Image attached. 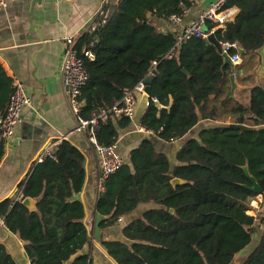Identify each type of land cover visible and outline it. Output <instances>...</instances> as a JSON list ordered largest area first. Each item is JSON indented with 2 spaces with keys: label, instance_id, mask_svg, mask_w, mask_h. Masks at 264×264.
Wrapping results in <instances>:
<instances>
[{
  "label": "trees",
  "instance_id": "trees-1",
  "mask_svg": "<svg viewBox=\"0 0 264 264\" xmlns=\"http://www.w3.org/2000/svg\"><path fill=\"white\" fill-rule=\"evenodd\" d=\"M190 7V0H111L96 19L95 30L75 41L87 74L78 97V119L89 121L108 111L124 92L150 78L153 98L140 119L149 136L171 143L200 121L211 123L183 143L173 164L144 138L104 181L96 205L101 229L118 224L139 204L158 206L123 226L122 239L99 241L116 264H230L252 246L241 264H264V214H248L255 211L251 203L258 195L248 189L251 183L242 170L247 166L262 189L258 204L264 207V87H252L246 104L229 98L231 69L206 39H190L172 52L176 33L160 30L152 19L168 22ZM230 7L238 15L213 37L217 43H236L245 64L264 44V0H225L223 9ZM218 26L205 21V33ZM12 83L0 63V116ZM130 124L126 117L108 113L94 131L96 144H116L118 130ZM3 155L0 140V161ZM83 161L69 141L55 142L52 157L34 162L15 197L0 202V220L24 244L30 264H92L84 208L73 200L84 184ZM172 179L184 184L172 186ZM20 199L36 200V211ZM0 264H16L1 244Z\"/></svg>",
  "mask_w": 264,
  "mask_h": 264
},
{
  "label": "crops",
  "instance_id": "crops-1",
  "mask_svg": "<svg viewBox=\"0 0 264 264\" xmlns=\"http://www.w3.org/2000/svg\"><path fill=\"white\" fill-rule=\"evenodd\" d=\"M190 1L191 7L188 9L184 23L195 19L216 0ZM99 5V0H14L0 8V63L11 79L22 82L25 93L31 100L30 107L22 112L14 138L4 143V155L0 161V202L15 197L18 184L48 145L60 140L69 141L84 157V184L82 190L73 196V200L79 201L84 208L83 223L90 236L89 250L91 248L92 264H116L101 247L99 241L93 238L96 205L101 192L97 187L98 157L89 142V134L84 130H78L77 121L67 103L60 77L65 39L68 37L78 39L90 25ZM226 13V22H231L238 15L239 10L230 7L226 9ZM152 20L164 32L177 31L176 27L167 21L155 18ZM217 29H223V26L214 28L213 32ZM244 59L241 57L240 63L235 65L231 72L240 74V71H243V77L249 78L248 84L242 79H239V82L235 76L236 88L233 93V98L246 104L252 87H264V44L250 62L246 61L244 64ZM239 65L243 67L239 68ZM147 103L146 95L138 94L134 120L128 128L118 130L117 151L125 163L131 150L144 138H148L173 164L175 154L183 143L194 138L203 127L211 126L207 121H200L183 139L171 143L161 142L139 130L140 119ZM261 201L262 199H257L251 203L254 206H251L256 209L255 205ZM157 207L152 202L139 204L132 213L123 216L118 224L100 228V240L122 239L123 226L141 217L146 210ZM254 212L256 213V210ZM259 237L260 232L256 242ZM0 244L16 264H30L24 251V244L2 225H0ZM251 249L241 251L235 256L234 261L240 258L238 262L242 263Z\"/></svg>",
  "mask_w": 264,
  "mask_h": 264
},
{
  "label": "built area",
  "instance_id": "built-area-1",
  "mask_svg": "<svg viewBox=\"0 0 264 264\" xmlns=\"http://www.w3.org/2000/svg\"><path fill=\"white\" fill-rule=\"evenodd\" d=\"M14 0H0V8L4 7L8 2ZM111 0H99V8L92 16L90 25L84 30L83 33H92L97 27L96 19H101L103 7ZM225 0H216L210 6L199 13L195 19L184 23L188 16V10H182L180 14H173L169 17L168 22L176 27V38L172 52L178 49L183 43L190 39H207L213 34V30L205 33V21H216L219 26L227 21L226 10L223 9ZM76 38L68 37L64 41V51L61 57L60 64V77L62 87L67 97V103L71 113L75 117L78 130H84L89 134V142L96 151L98 157L99 178L97 187L100 191L103 190L104 181L114 174L125 162L119 156L116 144L111 146H98L94 138V131L100 121H104L108 113H112L114 117H126L130 121L134 120L135 116V95L144 94V81L135 85L132 90L124 92L120 102L114 105L108 111L101 110L89 121H83L77 118V113L80 108L78 97L80 89L85 85L87 74L83 66L82 60L78 57L74 48ZM220 55H226L230 63L235 66L240 63L241 57L239 54V47L236 43L221 42L218 43ZM234 51L235 53H231ZM84 56L92 59L93 55L90 51H84ZM155 65V64H154ZM145 95V94H144ZM31 100L26 95L24 85L22 82L13 80L12 94L10 96L7 109L3 115L0 116V139L7 143L14 138L16 126L20 123L21 115L24 109L30 107ZM139 130L142 133H149L144 130L139 124ZM61 141V140H60ZM55 143L48 145L42 153L37 157L35 162H42L45 158L52 157V149ZM0 225L3 226L0 220Z\"/></svg>",
  "mask_w": 264,
  "mask_h": 264
},
{
  "label": "water",
  "instance_id": "water-1",
  "mask_svg": "<svg viewBox=\"0 0 264 264\" xmlns=\"http://www.w3.org/2000/svg\"><path fill=\"white\" fill-rule=\"evenodd\" d=\"M206 40L211 45H213L214 48L217 50V52L220 54V49H219L218 43L214 40L213 34L209 35ZM239 54L243 55L244 51L240 49L239 50ZM221 57H222V60H223V66H228L230 69H233L234 66L230 63L228 57L226 55H224V54L221 55ZM182 72L187 75L185 70H182ZM228 80H229V87H230L229 88V98H233V93H234L235 88H236L235 75H234L233 72H231L230 75L228 76ZM144 85H145L144 94L146 95V97L148 99H152L153 98V94H152V91H151V88H150V78H146L144 80ZM228 126H229V128L237 129V130H241V131L253 130V128L247 127V126H244V125L229 124ZM92 147L94 148V146H92ZM83 165H84V163H83ZM242 170H243L244 175L246 176V178L251 183V187H249L248 189L252 193L260 196L262 194V189L257 184L256 180L252 176H250V174L248 172V169H247V166H243ZM170 183H171L172 186H177V185L184 184V182L182 180H180V179H172ZM20 201H21V204L23 206H25L29 211H31V212H35L36 211V200L20 199ZM169 212L172 213L171 210ZM101 220H102L101 216L97 213L95 215L94 230H93V238L96 241H101L100 240V223H101ZM230 264H241V263H239L238 261H234L233 260Z\"/></svg>",
  "mask_w": 264,
  "mask_h": 264
},
{
  "label": "rangeland",
  "instance_id": "rangeland-1",
  "mask_svg": "<svg viewBox=\"0 0 264 264\" xmlns=\"http://www.w3.org/2000/svg\"><path fill=\"white\" fill-rule=\"evenodd\" d=\"M234 75L236 76V78H238V80H239V79H242V81H243V82L245 81L246 83L249 81L248 78H246V77L244 78V77H243V76H244V72H243V71H240V74H239V72H236V73L234 72ZM239 82H240V80H239ZM249 83H250V82H248V84H249ZM137 95H138V94H137ZM137 95H135V107H136V97H137ZM134 117H135V116H134ZM260 197H261V196H258V197L256 198V201H257V199H261ZM251 205H253V204H251ZM253 206H254V205H253ZM253 206H252V207H253ZM255 208H256V209H255V210H256V213H255L254 211H249L248 214L251 215V216H253V217H256L255 215L260 214V213H263V211H264V210H263V205H261V204H256V205H255ZM256 218H257V217H256ZM257 220H258V219H257ZM257 220H256V221H257ZM256 229H257V231H256L255 234H254V237H255V238L258 236V226H256L255 230H256ZM116 236H118V235H116ZM255 238H254V239H255ZM239 260H240V258L238 259V261H239Z\"/></svg>",
  "mask_w": 264,
  "mask_h": 264
}]
</instances>
